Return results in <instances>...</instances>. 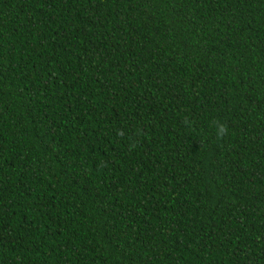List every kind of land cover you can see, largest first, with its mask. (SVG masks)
Here are the masks:
<instances>
[{"label":"trees","instance_id":"trees-1","mask_svg":"<svg viewBox=\"0 0 264 264\" xmlns=\"http://www.w3.org/2000/svg\"><path fill=\"white\" fill-rule=\"evenodd\" d=\"M0 264H264V0H0Z\"/></svg>","mask_w":264,"mask_h":264},{"label":"clouds","instance_id":"clouds-1","mask_svg":"<svg viewBox=\"0 0 264 264\" xmlns=\"http://www.w3.org/2000/svg\"><path fill=\"white\" fill-rule=\"evenodd\" d=\"M214 128H215V133H216L217 138L222 139L228 134V127L224 123L216 121Z\"/></svg>","mask_w":264,"mask_h":264}]
</instances>
